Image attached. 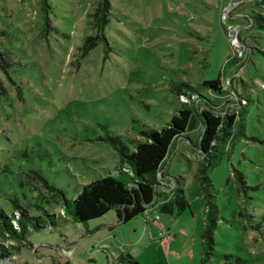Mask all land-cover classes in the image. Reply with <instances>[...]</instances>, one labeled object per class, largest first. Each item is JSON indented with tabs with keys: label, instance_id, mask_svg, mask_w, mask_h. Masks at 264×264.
Here are the masks:
<instances>
[{
	"label": "rangeland",
	"instance_id": "obj_1",
	"mask_svg": "<svg viewBox=\"0 0 264 264\" xmlns=\"http://www.w3.org/2000/svg\"><path fill=\"white\" fill-rule=\"evenodd\" d=\"M98 2L0 0V216L15 225L61 214L62 195L119 163L105 137L132 149L138 129L159 128L186 98L171 81L195 85L220 73L222 91L201 93L206 102L193 96L198 123L175 139L160 169L154 204L181 179L189 208L154 210L156 221L146 208L148 221L138 215L99 231L100 218L89 228L66 224L27 243L0 236V264H59L73 242V264L110 263L107 252L120 251L139 264H264V0H107L101 32L92 25ZM97 35L103 40L82 49ZM247 104L243 133L209 172L218 218L203 257V205L192 182L200 109L224 115Z\"/></svg>",
	"mask_w": 264,
	"mask_h": 264
},
{
	"label": "trees",
	"instance_id": "obj_2",
	"mask_svg": "<svg viewBox=\"0 0 264 264\" xmlns=\"http://www.w3.org/2000/svg\"><path fill=\"white\" fill-rule=\"evenodd\" d=\"M108 8L107 0H99L96 5L92 25L99 32L106 26ZM100 40H103L101 35L87 37L82 49L87 50ZM220 81V73L215 79L195 85L171 81L172 92L176 95H184L186 98L178 102L177 108L167 122L159 128L138 129L137 138L130 150L126 144L117 142L114 138L105 137L104 140L113 147L118 156L119 163L116 168L107 170L103 175H97L82 185L75 196L69 198L62 195V213L57 216L45 214L35 219L21 216L17 217L15 225L9 219L0 216V236L27 243L32 234L43 231L54 234L58 232L59 227L66 224L81 223L84 228H87L89 220L101 218L110 210L119 223H127L138 215L145 219L146 208L156 196L158 189L155 186L159 185L160 169L168 151L176 137L186 136L198 123L199 117L194 111L193 96H198L206 102L201 93L209 91L219 94L222 91ZM247 101L250 99L247 98ZM248 104L224 115H217L211 106L200 109L205 123L203 134L199 139L202 158L192 182L198 187L203 205V223L199 233L204 249L203 257L208 252L207 249H211L214 245L213 232L218 218L216 192L209 172L221 162L225 153H230L234 138L243 133ZM233 128L235 133L232 135ZM232 170L237 179L242 178L241 172ZM174 181L171 193L158 204L157 212L176 216L189 208L181 179ZM54 189L60 193L58 188L54 187ZM6 255L4 250H0V258H6ZM116 262V264H139L131 254L124 251L118 253Z\"/></svg>",
	"mask_w": 264,
	"mask_h": 264
},
{
	"label": "crops",
	"instance_id": "obj_3",
	"mask_svg": "<svg viewBox=\"0 0 264 264\" xmlns=\"http://www.w3.org/2000/svg\"><path fill=\"white\" fill-rule=\"evenodd\" d=\"M162 200H159V201H157V203H155L154 204V202L151 204V205H149L147 208H151V213L152 214H154L155 212H154V210H156V208H157V206H158V204L161 202ZM146 211H147V209H146ZM109 212H111V211H108L104 216H102L101 218H100V222H99V224L96 226V231H99V230H101L103 227H105V226H108V227H113V226H115V225H117V224H120L119 222H117L116 220V217H115V215H113V213H109ZM108 214H111L112 216H113V218H114V220L111 222V221H109V219L107 220L106 219V215H108ZM155 216H157V219L156 220H160V217H158V215L157 214H154ZM155 220V221H156ZM154 222V221H153ZM87 228H89V226L87 225ZM78 240H80V238H78ZM77 240V241H78ZM75 243L76 242H73L72 244H73V247L75 248ZM74 248H72V251H71V253L69 254V256H72V252H73V249ZM108 254H109V256H110V259H111V261L112 262H110L109 263V261H106V263L105 264H116L117 262H116V257H113L109 252H107ZM68 256V257H69ZM67 256H65V258H58V263L59 264H73V263H75V261H74V259H69ZM52 258V257H51ZM91 262H93L94 264L95 263H97V261H95V260H90Z\"/></svg>",
	"mask_w": 264,
	"mask_h": 264
},
{
	"label": "built area",
	"instance_id": "obj_4",
	"mask_svg": "<svg viewBox=\"0 0 264 264\" xmlns=\"http://www.w3.org/2000/svg\"><path fill=\"white\" fill-rule=\"evenodd\" d=\"M158 187H159V186H158ZM153 202H154V200H153ZM153 202H152V203H153ZM152 203H151V204H152ZM151 204H150V205H151ZM144 216H145V220L148 221L149 219H147V217H146V216H147L146 211H145V213H144ZM152 219H154V221H155V220L157 219V216H155V215L153 214ZM72 248H73V247H70L68 250L66 249V250L68 251V255L71 253Z\"/></svg>",
	"mask_w": 264,
	"mask_h": 264
},
{
	"label": "water",
	"instance_id": "obj_5",
	"mask_svg": "<svg viewBox=\"0 0 264 264\" xmlns=\"http://www.w3.org/2000/svg\"><path fill=\"white\" fill-rule=\"evenodd\" d=\"M204 127H205V123L203 122L202 123V134H203V130H204ZM179 137H176V139H178ZM199 151L201 152V149H200V146L198 147ZM159 185H156L155 188H157Z\"/></svg>",
	"mask_w": 264,
	"mask_h": 264
}]
</instances>
